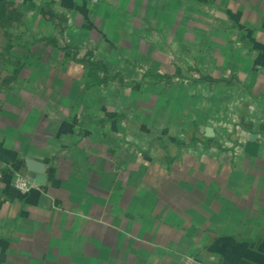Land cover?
Returning a JSON list of instances; mask_svg holds the SVG:
<instances>
[{"label":"crops","instance_id":"1","mask_svg":"<svg viewBox=\"0 0 264 264\" xmlns=\"http://www.w3.org/2000/svg\"><path fill=\"white\" fill-rule=\"evenodd\" d=\"M53 7L66 18V46L77 51L109 54L124 39L135 49L143 24L152 23L164 39L193 40L194 60L224 105L207 116L211 136L192 146L172 138L164 149L136 137L122 144L120 129L106 135L101 111L2 112L0 264H264V0H54ZM74 93L72 86L66 97ZM234 117L245 126L238 138L213 126ZM26 160L42 173L21 192L14 173H32Z\"/></svg>","mask_w":264,"mask_h":264},{"label":"rangeland","instance_id":"2","mask_svg":"<svg viewBox=\"0 0 264 264\" xmlns=\"http://www.w3.org/2000/svg\"><path fill=\"white\" fill-rule=\"evenodd\" d=\"M53 5L54 0H0V114L28 107L49 112L53 106L63 112L101 111L104 115L98 119L105 134L120 129L122 144L135 145L139 138L164 149L172 138L179 139L178 146L203 140L204 131L199 126H205L207 116L224 104L213 98V83L195 81L207 76L209 70H201V63L194 60L193 40L164 39L165 29L152 23L143 24L144 40H134L138 42L135 49L128 48L129 42L124 39L120 44L126 46L113 48L109 54L97 55L87 48L77 51L74 45L66 46L70 42L65 32L66 18ZM177 41L186 47L180 51ZM83 56L102 60L111 79L90 85L85 67L76 62ZM72 86L74 99L66 97ZM43 89L47 96L42 95ZM240 93L236 95L239 106ZM98 119L88 117L92 122ZM226 122L222 125L213 120V126L220 131L228 129V134L238 138L236 132L245 126L237 117ZM218 138L223 144L222 139L227 137L220 133Z\"/></svg>","mask_w":264,"mask_h":264},{"label":"trees","instance_id":"3","mask_svg":"<svg viewBox=\"0 0 264 264\" xmlns=\"http://www.w3.org/2000/svg\"><path fill=\"white\" fill-rule=\"evenodd\" d=\"M91 53L88 52L87 55H90ZM76 62L82 64L86 69L85 78L89 79L90 85H100L103 83H106L111 78L107 76V70L105 65L99 61V60H92L90 57H81L80 59H76ZM102 73V76H100L99 73ZM196 82H212L215 81L213 78L208 76H203L200 79H195ZM181 143V142H179Z\"/></svg>","mask_w":264,"mask_h":264},{"label":"water","instance_id":"4","mask_svg":"<svg viewBox=\"0 0 264 264\" xmlns=\"http://www.w3.org/2000/svg\"><path fill=\"white\" fill-rule=\"evenodd\" d=\"M199 128H200V130H203L205 132V134L208 135V136H211L213 134L212 129L209 126H202V125H200ZM26 164H27L29 170L32 172V173H29L28 174L30 180H33V179L36 180V179H38L34 175V173H38V174L42 173V166H41V164H38L37 162L32 161V160H26Z\"/></svg>","mask_w":264,"mask_h":264},{"label":"built area","instance_id":"5","mask_svg":"<svg viewBox=\"0 0 264 264\" xmlns=\"http://www.w3.org/2000/svg\"><path fill=\"white\" fill-rule=\"evenodd\" d=\"M14 186L21 192H28L32 186L28 174L15 172L14 173Z\"/></svg>","mask_w":264,"mask_h":264}]
</instances>
